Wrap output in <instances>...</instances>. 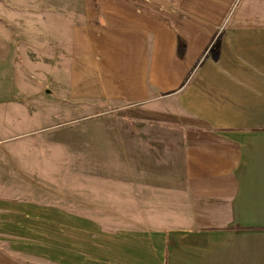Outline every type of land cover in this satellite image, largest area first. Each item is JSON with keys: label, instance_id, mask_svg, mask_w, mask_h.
<instances>
[{"label": "crops", "instance_id": "1", "mask_svg": "<svg viewBox=\"0 0 264 264\" xmlns=\"http://www.w3.org/2000/svg\"><path fill=\"white\" fill-rule=\"evenodd\" d=\"M0 106V264H264V0H0Z\"/></svg>", "mask_w": 264, "mask_h": 264}, {"label": "rangeland", "instance_id": "2", "mask_svg": "<svg viewBox=\"0 0 264 264\" xmlns=\"http://www.w3.org/2000/svg\"><path fill=\"white\" fill-rule=\"evenodd\" d=\"M13 106L12 110L10 109L8 112L13 113L16 110L17 115H20V111L22 115L25 112L30 111L31 105L28 101L22 102L21 104ZM4 107L0 106V113L3 112ZM13 119V117L11 116ZM75 126V125H74ZM0 196L10 197L16 196L18 194L22 195H28V196H34V192L32 191L33 186H31L28 182L18 183L20 178L18 175H14L13 171H23L24 165L21 164L22 158H26L28 160L30 158L29 150L27 149L28 143L32 142V140L35 137L32 136H21V134H18L14 137H17L15 139H11L7 142H5L6 137L11 136H5L2 134V131L0 130ZM38 138H42L43 135L37 136ZM27 166L29 165H35V164H29L26 163ZM87 167V166H86ZM86 167L83 166H64V170L66 171H75V170H84ZM88 175H101V172H94L93 168L87 167L86 170ZM66 176V175H65ZM109 216V214H105ZM113 215V214H112ZM116 214H114L111 219L114 220V217ZM117 218V217H116ZM117 222L124 223L123 220H116ZM5 249L8 248V246L5 244L3 246ZM35 257V256H34ZM43 260V259H42ZM34 260L30 259L28 257L22 259V262L28 261L32 262L31 264H51L50 261L46 260ZM24 264V263H23ZM53 264V263H52Z\"/></svg>", "mask_w": 264, "mask_h": 264}]
</instances>
